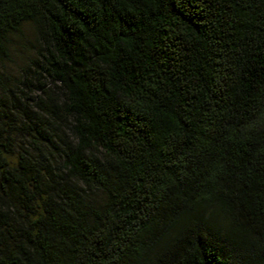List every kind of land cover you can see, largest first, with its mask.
Returning a JSON list of instances; mask_svg holds the SVG:
<instances>
[{
  "label": "trees",
  "instance_id": "16d2710c",
  "mask_svg": "<svg viewBox=\"0 0 264 264\" xmlns=\"http://www.w3.org/2000/svg\"><path fill=\"white\" fill-rule=\"evenodd\" d=\"M25 25L0 264H264V0H0V59Z\"/></svg>",
  "mask_w": 264,
  "mask_h": 264
},
{
  "label": "rangeland",
  "instance_id": "374dc122",
  "mask_svg": "<svg viewBox=\"0 0 264 264\" xmlns=\"http://www.w3.org/2000/svg\"><path fill=\"white\" fill-rule=\"evenodd\" d=\"M36 49L34 28L31 25H25L21 33L10 38L7 55L0 59V72L13 79L18 78L20 69L34 57ZM13 155L15 153H12ZM9 160L15 163L16 156Z\"/></svg>",
  "mask_w": 264,
  "mask_h": 264
}]
</instances>
